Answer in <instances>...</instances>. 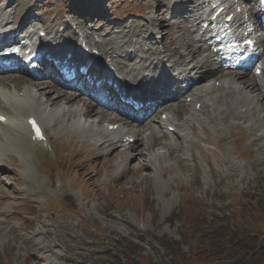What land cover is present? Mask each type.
<instances>
[{"label": "rangeland", "instance_id": "obj_1", "mask_svg": "<svg viewBox=\"0 0 264 264\" xmlns=\"http://www.w3.org/2000/svg\"><path fill=\"white\" fill-rule=\"evenodd\" d=\"M5 1H0V8ZM9 1L13 4L9 11L21 23L27 11L36 12L49 34L47 41L61 47L78 44L77 26L64 23L72 20L85 28L91 44L102 54L112 55L110 48L117 47L129 58V45L138 40L135 53L141 54L138 48L144 49L140 45L146 48L151 42L149 35L131 36L130 31L144 26L152 30L149 23L153 21L157 40L149 54L164 46H168L167 57L174 54L178 28L167 3L173 0ZM186 9L191 7L182 8ZM191 23L187 20L181 28ZM125 24L128 29H123ZM63 30L67 34H62ZM54 36L61 39L56 41ZM118 60L130 66L142 64L138 57L131 61L121 55ZM140 72L136 68L129 71L131 76L142 77ZM0 76L19 84L20 80H39L25 72H0ZM50 84V89L67 91ZM237 97L242 99L237 108L230 109L224 102L220 111L203 113L200 118L198 114L195 122L204 123L210 135L208 143L190 136L185 149L167 155L170 145L143 137L138 151L140 164L148 165V171L129 164L133 154L121 166L124 157H110L114 154L110 150L107 155L97 153L89 144L81 145L77 138L61 132L58 125L55 131L42 125L55 141V153L32 145L29 151H21L23 154L13 150L2 153L4 162L14 159V163L0 165L14 174L11 184L0 185V264H264V87L259 96L246 93ZM182 99L188 106L189 99ZM175 103L180 102L172 103L174 110ZM235 110L242 114L239 118ZM99 111L109 113L103 120L115 122L112 117L118 114L104 108ZM177 111V118L184 114ZM159 112L153 117L156 122ZM195 122L185 127L179 148ZM197 131L203 138L200 125ZM175 139L166 141L174 143ZM194 142L196 146H192ZM144 145H150L145 154L141 151ZM239 148L243 149L241 156ZM155 155L161 156L159 162ZM39 164H48L49 172L45 167L39 171ZM117 168L125 170L120 180L121 169ZM61 188L68 197L59 193ZM59 206L64 208L58 210ZM91 227L96 231L90 232ZM117 241L134 245L129 249L132 260L115 256Z\"/></svg>", "mask_w": 264, "mask_h": 264}, {"label": "bare ground", "instance_id": "obj_2", "mask_svg": "<svg viewBox=\"0 0 264 264\" xmlns=\"http://www.w3.org/2000/svg\"><path fill=\"white\" fill-rule=\"evenodd\" d=\"M223 1H225L226 4L231 5V3L235 2L236 0ZM167 3L170 7V10H173L172 13H176L177 15L182 14L179 20L175 23L178 28V39L173 43V45H175V49L172 56L167 57L168 51L166 48L162 49L161 51H157V53L155 54L153 53L150 55H145L144 57H141L139 55V58L142 59L143 64L133 63V65L131 64L130 66L126 63V61L122 62L116 60L121 55L126 58V60H130L131 57L128 58L126 56L127 54H121L119 48L115 47L114 49L110 48L109 50V52H112V55L102 54V60L110 59V61L113 62V64L111 62V67H118V74H114V72L112 74L115 75V78H120L123 83H126V85L128 83L129 85L131 84V86L136 85L141 88V81H145L149 84L152 83V85L157 88V90H154L152 98L162 99L160 107L163 109V114L171 117V119L169 120L170 123H168V125L164 124L165 122H157L155 123L156 126L158 125L156 127L155 124H152L155 122L154 119H151L149 121L138 120V123H134L132 121H128L125 117L120 115L123 119L112 117L115 120V124H117L116 126H118V128L116 131L110 132L108 130V125L112 123V121L103 120L105 115H108L109 113H104L95 109L91 110L89 105L85 101H83V97L76 96L72 92L65 93L58 88L50 89V82H32L31 80V82H25V80H20L19 84L18 81L14 83L13 78H5V76H0V105H4V108H0V113H2L1 115L7 117V121L4 124H0V139L2 140L0 145V163H14V159L9 162H7V160L4 162V160L2 159V153H8L9 150H13V152L23 154L24 152L21 151H29L31 145L32 148L36 147L32 144V142H30L31 136L29 134L30 131L27 126L28 119L30 117H35L42 121V125L52 128L53 131H55L54 127L58 125V128H60L61 132L71 136L72 139L77 138L81 141V145L89 144L90 147L94 148L97 153L103 152L104 154L106 153V151L115 150L114 155L116 156V158H125L120 163L121 166L122 164L127 162L128 156L133 154L134 158L133 160H128L130 161L129 164H131L132 166L137 165L139 167V171L141 169L144 171H148V165L140 164L141 155L138 151L140 150L143 137H145L149 142L153 137H155V140L158 141L163 137L179 133H170V126L174 127L175 131L180 127L181 131L184 133L185 127L191 125V122H195V120L198 119L199 113L196 112L195 109L199 104L201 105L199 108L200 110H202L201 113H214L215 111L221 110V105L224 102L228 103L227 107L230 109L241 106L242 99H239L237 95L246 93L257 96L261 95L262 87H264V79L263 82L259 81V78L254 75L255 70H252L253 74L251 75L248 74L249 71L239 70L241 72H232L230 69L225 68L224 65H222L220 62L215 61V56L217 55H202L203 49L199 43L206 44V42L211 41L212 38L210 37V35L206 36L205 34H201L199 30L201 28V23L203 24L208 21V16H210V14H208V10L215 3H217V1H212L211 3H209V0H180L178 3L177 0H173ZM174 3L175 5H173ZM188 5L191 6L192 9L188 13L183 14L182 8L185 6L187 7ZM11 6H13V4L10 3L7 7L4 6L3 8H0V35L13 25H16L13 30H27L30 26H28L26 22L34 15L32 9L27 11L29 14L25 18L24 22L21 23L19 19L16 20L17 17H14V13H11L9 11ZM239 6L242 5H235L233 11L231 10V12L235 13V10L238 9ZM186 11L187 10H185V12ZM169 17L172 18V16ZM244 18L245 16L243 15L241 19L234 22V26L232 29L234 30L233 36L236 38L238 36V38H240V35L243 34V32L239 34L237 29L238 27H242V25L244 24ZM36 20L39 21L38 19ZM187 20H190L192 23L189 26L181 28V25ZM199 22L200 27H198L199 24H196ZM70 24L71 23H68V25ZM73 24L77 25L76 22ZM149 25L152 26L154 30H151L150 27L144 26V29L138 28L130 31V34L131 36H138L140 33L149 35L151 42L149 45L146 44V46H149L146 47V49L151 51L152 49H154L152 45H154L157 40H155L154 32L158 30V28L154 26L153 21H151ZM123 29H128V26L125 24L123 26ZM42 30V28L38 29L36 36H38L39 31ZM84 30L85 28L83 29L81 25L78 24V33L84 34ZM216 31L217 30H213L212 33ZM33 32L34 29H32V27L26 32L28 34V40L34 41L36 39V36L32 35ZM88 39L89 38H87V40ZM152 39L154 41H152ZM257 42L262 49L261 53H259L257 63L261 64V67L264 68V37H260ZM137 44H140L138 40L137 42H135V45ZM197 44H199V46H197ZM219 45H214V47H218ZM140 46L143 49L145 48L143 47V45ZM70 47L72 46L62 47L63 49L58 48V50H64V48L68 49ZM73 49L76 50V52L79 50L78 47H76V49ZM147 50L144 49L141 55L147 54ZM51 51L52 50L48 51L46 54L51 53ZM76 52L75 54L77 55ZM205 53L206 52H204V54ZM115 55L116 59L113 58ZM175 56H178L177 60L173 59V57ZM180 60H184V62L182 63L180 62ZM165 62L169 63V67ZM171 63H174V66H172ZM214 63L217 67L212 70L208 69L209 66ZM133 68L140 70L142 77H140L139 75L131 76L129 71ZM223 68H225L228 73H223ZM170 70L174 71L175 73L173 74ZM110 71H112V68H110ZM0 72H2L3 75H8L5 74V72L1 69ZM209 76L212 77L211 81H208ZM262 77L264 78V73ZM183 79L184 82H182ZM247 80L251 82H248ZM10 82H12L13 85H11L12 83ZM181 82L183 83V85ZM216 82H218L219 85H217ZM185 83L187 84L188 88H194V92L192 93V95L187 96L188 98L192 99L191 105H193L194 108L192 109V112L190 111L187 117L177 123L176 114H180V112L172 108V101H175L179 98L182 99V88ZM173 87H176V90L174 92ZM167 96H170L171 100L168 99ZM81 103L84 105V107L82 106V109H71L73 106L79 105ZM105 106L107 109H110L111 104L106 103ZM182 107H185V105H183ZM248 109L250 110V108ZM172 110L173 112H171ZM234 115L236 118H239L242 114L238 113L235 110ZM83 118L87 120L91 119V122L86 124L82 121ZM52 122H54V125L51 124ZM106 122L109 123L104 127L103 125H105ZM160 130H163V132H161ZM177 136L179 140H182L184 137L183 134H178ZM131 138L137 141L133 145L129 143V140ZM47 141H49L50 143L53 142L49 137ZM143 147L144 148L141 151L143 152V154H145V151L150 148V145H144ZM156 155L154 156V159L159 162L161 160V156L158 157ZM13 174V171L6 169L5 167L0 165V185L5 186L6 183L11 184L13 181Z\"/></svg>", "mask_w": 264, "mask_h": 264}, {"label": "trees", "instance_id": "obj_3", "mask_svg": "<svg viewBox=\"0 0 264 264\" xmlns=\"http://www.w3.org/2000/svg\"><path fill=\"white\" fill-rule=\"evenodd\" d=\"M122 241L120 242H116V250H117V253L119 257H123L124 258H127V260L131 259L132 256V253L129 251L130 248H133L134 245L132 244H123L121 243Z\"/></svg>", "mask_w": 264, "mask_h": 264}, {"label": "snow or ice", "instance_id": "obj_4", "mask_svg": "<svg viewBox=\"0 0 264 264\" xmlns=\"http://www.w3.org/2000/svg\"><path fill=\"white\" fill-rule=\"evenodd\" d=\"M34 123V122H33ZM37 131H38V129H37Z\"/></svg>", "mask_w": 264, "mask_h": 264}]
</instances>
